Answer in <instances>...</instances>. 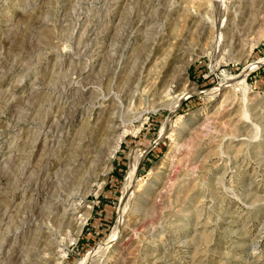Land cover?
I'll use <instances>...</instances> for the list:
<instances>
[{"label": "rangeland", "instance_id": "obj_1", "mask_svg": "<svg viewBox=\"0 0 264 264\" xmlns=\"http://www.w3.org/2000/svg\"><path fill=\"white\" fill-rule=\"evenodd\" d=\"M0 264H264V0H0Z\"/></svg>", "mask_w": 264, "mask_h": 264}, {"label": "bare ground", "instance_id": "obj_2", "mask_svg": "<svg viewBox=\"0 0 264 264\" xmlns=\"http://www.w3.org/2000/svg\"><path fill=\"white\" fill-rule=\"evenodd\" d=\"M230 82H232L233 84H237L238 86H239V84H241V80L240 79H238L237 77L235 78V77H232V78H229V80H227V81H225V82H221L220 84H219V86H218V88L219 87H221V86H223V85H226L227 83H230ZM218 88H216V90L218 89ZM244 96V95H243ZM114 129V128H113ZM113 131V130H112ZM113 132H115V129H114V131ZM164 132H165V134H167L168 132H169V130H168V128H166L165 130H164ZM133 172V171H132ZM131 176V175H130ZM131 190H132V187H131V180L130 181H128L127 182V188H126V190H125V192H126V194H128V199H129V197H130V195H131ZM128 201V200H127ZM127 204H128V202H127ZM126 204V205H127ZM126 205H125V207H126ZM106 250V249H105ZM104 250V251H105Z\"/></svg>", "mask_w": 264, "mask_h": 264}]
</instances>
